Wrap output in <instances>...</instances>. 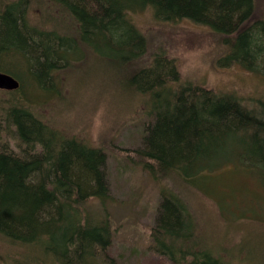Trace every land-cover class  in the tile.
I'll return each mask as SVG.
<instances>
[{
	"label": "trees",
	"instance_id": "16d2710c",
	"mask_svg": "<svg viewBox=\"0 0 264 264\" xmlns=\"http://www.w3.org/2000/svg\"><path fill=\"white\" fill-rule=\"evenodd\" d=\"M47 1L74 18L72 35L32 23L30 0H9L0 7V71H10L1 61L5 56H18L33 84L44 91L66 64L67 53L84 43L100 45L135 66L147 38L131 14L143 8L157 20L185 18L208 25L228 47L226 61L249 69L264 65V19L251 18L254 0ZM134 75L139 82L132 77L131 84L148 94L147 112L153 117L138 152L154 179L175 174L190 183L202 175L201 181L205 171L230 159L264 168V108L255 112L235 94L190 81H164L178 78L160 53L148 65L140 64ZM25 104H10L0 114L7 122H0V234L23 247L40 245L42 254L52 258L49 264L111 263L106 259L109 223L103 216L89 219L81 210L90 198L106 202L105 153L79 138L64 137ZM4 130L8 138L2 136ZM160 194L152 250L173 263L228 264L197 233L183 198L168 185L161 186Z\"/></svg>",
	"mask_w": 264,
	"mask_h": 264
},
{
	"label": "rangeland",
	"instance_id": "374dc122",
	"mask_svg": "<svg viewBox=\"0 0 264 264\" xmlns=\"http://www.w3.org/2000/svg\"><path fill=\"white\" fill-rule=\"evenodd\" d=\"M6 1L0 0V7ZM49 2L30 0L28 19L39 27L72 35L74 18ZM131 17L147 38L146 50L135 66L100 45L84 43L67 53L66 64L48 80L45 90L49 91H44L33 84L24 59L5 56L1 61L20 86L0 89V114L10 104L25 102L42 123L105 153L106 202L90 198L81 210L89 219L103 216L109 223L108 264H189L173 263L151 248L150 233L156 225L163 185L188 204L197 233L228 264H264V168L230 159L205 171L201 181L202 175L192 177L190 183L175 174L154 179L138 152L153 121L147 112L149 98L131 84L139 65H148L160 53L178 78L164 77V81H190L213 92L232 93L249 109L263 113L264 65L249 69L226 61L223 56L228 47L206 24L185 18L157 20L149 8L139 9ZM251 18L264 19V0H254ZM2 133L8 138L7 131ZM21 245L0 234V264L52 262L49 254H42L40 245Z\"/></svg>",
	"mask_w": 264,
	"mask_h": 264
},
{
	"label": "water",
	"instance_id": "95a60500",
	"mask_svg": "<svg viewBox=\"0 0 264 264\" xmlns=\"http://www.w3.org/2000/svg\"><path fill=\"white\" fill-rule=\"evenodd\" d=\"M19 81L12 74L0 71V89H15L18 88Z\"/></svg>",
	"mask_w": 264,
	"mask_h": 264
}]
</instances>
